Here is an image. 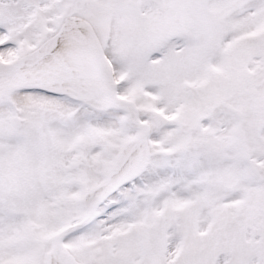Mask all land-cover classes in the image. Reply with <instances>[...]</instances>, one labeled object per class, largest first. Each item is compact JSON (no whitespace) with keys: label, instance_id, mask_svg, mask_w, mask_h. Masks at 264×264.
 I'll list each match as a JSON object with an SVG mask.
<instances>
[{"label":"snow or ice","instance_id":"6c2138e0","mask_svg":"<svg viewBox=\"0 0 264 264\" xmlns=\"http://www.w3.org/2000/svg\"><path fill=\"white\" fill-rule=\"evenodd\" d=\"M0 264H264V0H0Z\"/></svg>","mask_w":264,"mask_h":264}]
</instances>
